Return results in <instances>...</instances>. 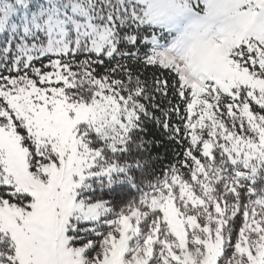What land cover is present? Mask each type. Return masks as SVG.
<instances>
[{
	"label": "snow or ice",
	"instance_id": "6c2138e0",
	"mask_svg": "<svg viewBox=\"0 0 264 264\" xmlns=\"http://www.w3.org/2000/svg\"><path fill=\"white\" fill-rule=\"evenodd\" d=\"M0 264H264V0H0Z\"/></svg>",
	"mask_w": 264,
	"mask_h": 264
},
{
	"label": "trees",
	"instance_id": "16d2710c",
	"mask_svg": "<svg viewBox=\"0 0 264 264\" xmlns=\"http://www.w3.org/2000/svg\"><path fill=\"white\" fill-rule=\"evenodd\" d=\"M161 151H163V149H161Z\"/></svg>",
	"mask_w": 264,
	"mask_h": 264
}]
</instances>
